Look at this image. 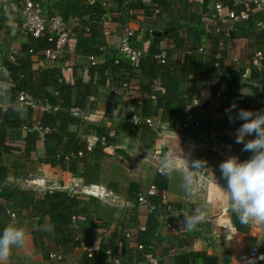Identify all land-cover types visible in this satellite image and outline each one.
I'll return each instance as SVG.
<instances>
[{
  "label": "crops",
  "instance_id": "crops-1",
  "mask_svg": "<svg viewBox=\"0 0 264 264\" xmlns=\"http://www.w3.org/2000/svg\"><path fill=\"white\" fill-rule=\"evenodd\" d=\"M34 1L43 5L45 15L60 14L71 35L63 57L57 62L45 61L40 49L35 54L24 51L34 37L24 31L21 11L7 14L0 6V129L5 130L8 144L0 148V166L5 167V172L0 171L4 175V179L0 176V232L8 224H17L30 234L24 248L13 249L8 264H88L82 250L85 243L96 251L102 244L111 246L122 264H152L155 260L158 264H264V243L258 258L248 255L250 246L264 238V226L243 225L225 207L220 210L226 211L211 214L209 207L229 206L216 187V183L226 187L227 181L216 162L215 149L225 160L237 156L241 161L246 155L243 144L235 142L236 129L244 121L229 122L225 110L235 105L232 115L240 109L264 113V29L258 26L264 12H253L247 21L230 18V0H222V16L209 5L211 0ZM94 2L104 7L106 22L99 24L109 30L103 37L107 47L100 55L92 52L89 14H79L81 4ZM128 26L134 29L133 41L144 49V56L137 67L123 60L129 69L101 72L106 58L115 56ZM159 34L166 35L160 47L167 62L154 57L153 65L149 61L151 46L154 35ZM187 48H193L192 52L187 53ZM217 52L221 53L220 67L215 69ZM257 53L262 72L251 63ZM16 58H29L35 77L41 69L55 68L62 73L72 84L70 110L80 107L73 115L76 122L61 131L46 130L41 126L44 110L19 103L16 83L4 64L5 59ZM151 64L153 73L148 72ZM237 71L242 72L239 92L222 94L221 103L216 104L217 85L227 89L230 76ZM123 77L129 80V91L115 92V84ZM151 80L154 91L150 94L142 87ZM168 86L175 97L164 110L157 100L165 96ZM55 91L48 85L43 92V102L51 104V110L61 108ZM187 102L207 114L208 131L182 139L177 125ZM130 113L142 119L152 117L158 127L130 132L123 127L131 122ZM88 141L94 148L77 155L76 145L83 143L85 150ZM180 149L190 162H206L198 176L202 187L193 199L181 187V173L168 179L158 172L162 157L170 151L179 156ZM151 183L169 193L166 200L153 199L154 210L139 205L136 198ZM70 189L81 199L74 210L52 216L34 208L37 194ZM198 206H206L210 214L187 229L183 215L177 214H191ZM51 253L58 257H50ZM101 264L110 263L106 259Z\"/></svg>",
  "mask_w": 264,
  "mask_h": 264
},
{
  "label": "built area",
  "instance_id": "built-area-1",
  "mask_svg": "<svg viewBox=\"0 0 264 264\" xmlns=\"http://www.w3.org/2000/svg\"><path fill=\"white\" fill-rule=\"evenodd\" d=\"M199 2H203V0H198ZM209 5L217 12L219 16H222L223 9V1L222 0H211ZM0 6L5 8L7 14H10L14 10H20L23 15V29L24 31L34 38H39L45 34H49L48 40L53 42L51 46L39 50V55L43 60L49 62H57L62 57L65 51L68 48L70 42L71 29L64 25L61 20L60 14H50L45 15L43 5L40 2H36L34 0H0ZM160 9L157 7L156 12H159ZM255 11H263L264 12V0H230L229 11L228 14L230 18L240 19L247 21L251 17L252 13ZM127 14H132V10L127 9ZM105 16L103 15L100 23L104 24L106 22ZM258 26L264 29V20L258 22ZM103 36H107L109 34V30L105 27L102 29ZM134 38V29L131 27H125L118 45L115 50V58L118 60H126L129 62L131 66L137 67L139 60L144 56L145 51L142 47L136 45L133 41ZM107 46L103 43L100 46V49L104 51ZM200 49V48H199ZM193 48H187V53H191ZM29 54L37 53L34 48H30L27 51ZM160 63L165 64L167 62L166 54L164 52L157 54L155 56ZM221 57V53L217 52L215 54L214 68L218 69L219 66V58ZM91 60H95V56H90ZM251 63L253 66L259 70L263 71L261 55L259 53L255 54L251 59ZM67 70H71V67H66ZM59 81L63 80V77L59 76ZM130 88V83L127 77H123L118 81L114 86V91L124 90L128 92ZM225 88L221 86L215 92V103L220 104L222 100V94ZM55 94L58 95V91H55ZM18 101L21 105L26 107H39L44 111H50L52 109V105L46 102H43L42 98H35L26 91L22 90L19 92ZM80 107H75L70 110L72 115H76L79 113ZM208 121L207 114L195 108L193 103L187 102L181 108V115L178 120L177 125V133L182 139L192 138L201 133L207 132L206 122ZM131 122L133 124L139 125L141 123H146L150 127L157 128L158 124L152 117L140 118L136 115L131 116ZM44 129L48 130L49 128L45 127ZM94 148L93 143L90 141L87 142L85 150H80L78 152L79 156L85 154V151H91ZM158 172H160V168H158ZM77 191L75 189H70L69 193L71 195L75 194ZM169 193L167 190L161 189L156 184L151 183L148 186H145L141 189L137 195V202L141 206H146L150 209H155V204L153 199L158 197L160 200L168 199ZM14 216V214H12ZM76 216L72 215V219H75ZM179 220H183V218H179ZM145 226H140L141 230H144ZM126 237H130V232L125 233ZM264 239V238H262ZM264 243V240H259L256 243L252 244L249 248L248 255L250 258H258L260 255L261 245ZM140 248H145L143 244H139ZM82 250L84 253L92 257L94 256L96 249L93 245H89L87 243L82 245ZM107 261L110 264H122V260L120 255L113 249L109 248L106 250ZM50 257L55 258L58 257L56 253H51ZM138 264H143L142 262H138ZM152 264H158V261L152 262Z\"/></svg>",
  "mask_w": 264,
  "mask_h": 264
},
{
  "label": "clouds",
  "instance_id": "clouds-1",
  "mask_svg": "<svg viewBox=\"0 0 264 264\" xmlns=\"http://www.w3.org/2000/svg\"><path fill=\"white\" fill-rule=\"evenodd\" d=\"M226 109L229 113V122L242 120L244 123L236 129L235 142L243 144V151L251 152L250 158L240 161L237 156H231L220 163L219 169L223 178L227 181L226 187L216 183L220 194L227 198L229 207L243 225L264 226V113H253L250 110L240 109L232 115V109ZM255 138L246 140L248 136ZM183 161V165L180 161ZM205 161H189L182 155L174 152L166 153L160 162L161 175L168 179L173 178L174 173H181L182 185L188 198L193 199L200 191L202 184L198 179L200 169L205 168ZM207 207L198 206L191 214L182 212L183 226L193 229L196 225L207 219ZM28 230L17 224H8L0 232V264H8L13 249L24 248L29 239ZM264 240V239H261Z\"/></svg>",
  "mask_w": 264,
  "mask_h": 264
},
{
  "label": "trees",
  "instance_id": "trees-1",
  "mask_svg": "<svg viewBox=\"0 0 264 264\" xmlns=\"http://www.w3.org/2000/svg\"><path fill=\"white\" fill-rule=\"evenodd\" d=\"M104 7L100 2H94L90 5L81 4L79 8V14L83 15L88 13L90 17V24L88 28V33L91 36L93 49L92 52L96 55H100L103 53V50L100 49V46L104 43L103 39V31L102 27L99 24L102 16L104 15ZM174 31V30H173ZM173 35L177 36L176 31L172 32ZM186 35V34H185ZM49 34H45L39 38H34L33 44L25 45L24 51H28L30 48H34L35 51L39 49L46 48L51 46L53 42L48 40ZM166 35H154L153 44H152V55L149 60L153 65L156 62L154 59L156 58L155 53L160 54L161 47L160 44L165 38ZM187 36H189L187 34ZM35 54V53H34ZM155 57V58H154ZM157 59V58H156ZM4 64L11 71L13 80L16 83V90L19 93L24 90L35 98H43V92L47 88L48 85L54 86V88L58 91L57 99L59 101V106L61 108L56 110L44 111L41 120V126L43 128L47 127L50 130H63L66 128L67 124L70 122H76L77 119L70 113V108L72 106L71 103V89L72 84H70L67 80L64 79L62 73H59L57 69H41L38 72V75L35 77L32 71V61L28 59L16 58L14 61L5 59ZM151 64V67H152ZM129 69V65L123 60H118L115 57H107L105 63L101 66V72L106 71L107 69L111 71H115L117 69ZM154 66L149 70V73H153ZM63 77L62 81H59V76ZM242 72H233L232 76H230V83L227 89L224 90V95L237 94L242 87L241 82ZM153 81L149 82L147 86L142 87L144 91L152 93L153 90ZM221 87L219 83L217 85V89ZM256 95H260V91L257 89ZM164 97L158 98L157 105L163 107L164 110L169 106L171 101L174 99V95L171 93V89L169 86L166 88V92L164 93ZM44 99V98H43ZM128 116H132L130 113ZM175 121V120H174ZM174 126L173 123H171ZM124 128L128 129L130 132L136 131L138 127L142 128L143 131H149L150 128L146 123H141L139 125L130 123H125L123 125ZM6 132L2 128L0 129V148H5L8 144L6 143ZM84 149V144L79 143L76 145L74 152L78 155L80 150ZM0 171L5 172V167L0 166ZM5 174V173H4ZM2 179H4V175ZM81 202V199L76 195H71L67 191H47L37 194V201L34 205L36 210H39L43 213H50L52 216L55 214H60L63 212L71 211L77 208L78 204ZM111 246L107 244H102L98 251L95 252L94 256L89 257L86 255L88 264H101L102 261L107 259L106 250Z\"/></svg>",
  "mask_w": 264,
  "mask_h": 264
},
{
  "label": "rangeland",
  "instance_id": "rangeland-1",
  "mask_svg": "<svg viewBox=\"0 0 264 264\" xmlns=\"http://www.w3.org/2000/svg\"><path fill=\"white\" fill-rule=\"evenodd\" d=\"M215 151L217 152V156H218V158H217V163H221V162H223L225 159H224V157H221L222 155V152L221 151H219V150H217V149H215ZM251 155H252V153L251 152H247L246 151V155L243 157L244 159H241V161H244V160H246V159H248V158H250L251 157ZM210 207V209H211V211H210V213L211 214H214V213H220V212H224V211H226L225 209L224 210H220V208H227V209H229V210H231L230 209V207L229 206H209ZM217 208H218V210H217ZM210 213H207V214H210Z\"/></svg>",
  "mask_w": 264,
  "mask_h": 264
}]
</instances>
